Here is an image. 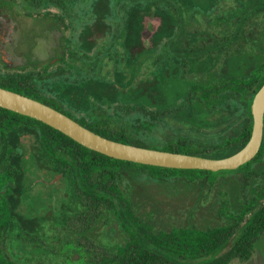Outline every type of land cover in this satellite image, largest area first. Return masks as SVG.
<instances>
[{
  "label": "trees",
  "instance_id": "trees-1",
  "mask_svg": "<svg viewBox=\"0 0 264 264\" xmlns=\"http://www.w3.org/2000/svg\"><path fill=\"white\" fill-rule=\"evenodd\" d=\"M50 1L40 0L39 4H49ZM251 1L259 2V5L249 8L241 18H234L231 22L218 26L223 29L215 32L207 28L204 31L196 29L195 35L191 33L194 36L193 41L188 39L187 32L189 29L187 24H190L191 20L184 19L183 15V11L187 13L190 11L178 4V0H119L114 10L108 6L107 14L102 13L105 19L104 27L110 29V35L104 44V69L108 65H113L112 69L123 92L116 87H109V91H104L103 103L84 108L83 111L86 112L84 116L75 117L66 110L54 106L40 94L38 87L29 85L26 78L21 86L12 88L0 82V87L51 106L108 139L156 149L144 145L141 139L137 138L136 125L131 127L127 125V117L120 116L122 121L118 123L111 119L108 115L109 110H104L106 107L102 105H111L112 110L116 111L125 108V112L131 114L130 103L133 100L132 90L135 86L133 84L144 79L145 69L148 70L149 76L152 67L162 70L175 63L181 71V76L192 83L185 90H181L178 98L173 100L179 103L167 104L156 112L138 109L145 116L172 120L174 127L180 131L178 135L168 132L160 134L161 140L166 142V148L161 150L214 159L231 156L244 148L251 138L252 103L264 85V49L261 53L263 58L255 66L251 76L241 67L235 68L234 75H229L230 63L248 47L250 41L254 42L257 39L253 34H245V29L255 18L259 19V45L264 48V0ZM157 8H160V13H156V16L162 19V32L165 34L166 27H170L174 33L173 35L171 33L172 36L162 45L161 51L154 53L149 51L152 47L144 48L136 57L134 52L133 55H129L128 52L116 50L114 53L119 55L117 60L112 53L114 48L111 50L110 48L115 47L117 42H127L129 37L135 40L142 21L141 14L143 12L151 14ZM231 23L236 25L232 28ZM126 78L127 83L124 82ZM163 78L151 83L146 92L153 94L156 91L168 90ZM104 79L106 80V77ZM118 93L124 94V101L113 104L114 100L110 99ZM197 105L212 112L229 111L228 126L217 127L212 137L187 132V123L178 112L187 108L194 110ZM193 115L191 113L189 116ZM127 116L130 119V115ZM22 117L24 136L31 132L35 133L37 138L38 146L36 155L32 158L33 163L36 162L41 168H49L50 172H53L51 167L54 170L60 168L63 170V167H67L64 170L71 175L72 188L79 191L83 186L82 195L76 194L78 198L80 196L82 206L73 212L80 214L85 211L89 229L95 227L97 216L100 214L103 228L117 222L123 231L122 234H126L127 241L115 244L111 240H108L109 243L104 240V252H92L89 248L91 245L86 249L78 241L68 242L63 246V242H55L50 235L42 236L38 222L23 221L14 214L13 204L2 202L0 264H33L34 261L20 257L18 248L26 246L39 247L46 257L60 252L61 255L76 252L81 258L80 261L75 258L68 264H234L236 261L251 260L257 246L264 240V176L261 175V168L264 167V136L258 155L237 170L219 172L180 170L108 157L80 145L43 122ZM136 124L141 135L145 136L146 132L140 131L142 126ZM5 139L4 143L0 140L1 150L9 147L7 145L9 134ZM17 160L14 156L0 154V186L3 174L6 171L10 174L11 166L17 165ZM144 181L160 185L184 181L194 192L199 189L200 196L191 202L192 209L187 220L203 205V200L207 199L204 191L214 192V199L218 204L212 213L223 220V224L206 228L186 224L172 226L168 230L158 229L153 216L144 217L138 211L136 197L142 193ZM233 185L237 186L238 191L231 195L230 188ZM80 220L82 218H77L74 223L79 225ZM42 224L41 228L46 232L48 229L53 230L50 221L44 220ZM68 261L67 258L66 262Z\"/></svg>",
  "mask_w": 264,
  "mask_h": 264
},
{
  "label": "flooded vegetation",
  "instance_id": "flooded-vegetation-1",
  "mask_svg": "<svg viewBox=\"0 0 264 264\" xmlns=\"http://www.w3.org/2000/svg\"><path fill=\"white\" fill-rule=\"evenodd\" d=\"M87 1L51 0L49 4L40 5V0H0V82L14 88L23 85L26 78L28 84L38 87L40 94L54 106L75 117H80L79 113L84 108L102 104L104 84L108 82L110 75L115 77L116 73L114 69H104V44L107 39L104 37L102 10L96 11L95 20L89 25L88 14L95 13L93 9L96 8L94 5L88 6ZM31 20L37 25L36 28L28 25ZM148 29L146 25L142 27L141 43L144 41V38L141 40V33L148 32ZM171 33L174 34L173 31ZM171 33L170 27H166L162 45L172 36ZM157 35L158 33L152 39ZM45 41L48 43L49 53L45 62L33 65L34 69L31 71H25L24 45L32 44L36 50L37 44H44ZM133 41V38L129 37L127 42H117L116 46L111 48L108 45L107 49L114 48L112 53L118 60L119 55L114 51L122 50L133 55ZM113 87L117 88L114 85ZM22 116L0 107V140L4 143L6 135L9 134V147L6 150L0 149V154L18 159L17 165L11 166V173L6 171L2 176L0 203L13 204L14 214L26 222H38L42 236L50 235L55 242H63V246L68 242L78 241L86 248L87 237L92 238L95 229H99L102 232L98 237L100 244L98 247L89 248L92 252H104L103 242L105 240L109 243L110 240L104 236L105 228L101 214L97 216L95 227L89 229L85 211L80 214L73 212L82 206L80 196L78 198L76 194L82 195L84 191L83 186L79 191L72 188L71 175L65 171L67 167H63L65 170H54L51 167L53 172H50L49 168H41L36 162L33 163L32 158L35 157L38 146L37 138L36 134L31 132L24 136ZM32 188H38L41 192L30 199L28 193ZM77 218H82L79 225L74 223ZM44 220L50 221L53 230L48 229L46 232L41 228ZM110 226L113 227V223ZM123 234L126 237V234ZM63 236L64 239H61ZM18 250L20 257L27 260L33 254H41L39 247L26 246L19 247ZM44 255L42 253L37 260ZM74 255L77 256V261H80V256L74 252L62 255L63 264H68ZM57 264H61V259Z\"/></svg>",
  "mask_w": 264,
  "mask_h": 264
},
{
  "label": "rangeland",
  "instance_id": "rangeland-1",
  "mask_svg": "<svg viewBox=\"0 0 264 264\" xmlns=\"http://www.w3.org/2000/svg\"><path fill=\"white\" fill-rule=\"evenodd\" d=\"M119 0H88L87 5H94L96 11L102 10L103 15L107 14L108 6H111V9L114 10L116 4ZM178 4H180L184 9L190 11L187 13L183 11L184 19H188L190 21L188 39L193 41L196 29L199 31H204L206 28L212 32H215L228 22H231L234 18H241L242 15L248 11L249 8H254L259 5V2H254L251 0H178ZM240 5L237 8H234L236 5ZM242 6V7H241ZM241 7V8H240ZM90 11V10H89ZM156 13H160V8L155 9L151 14L148 12H143L142 21L139 25L138 35L133 41L134 54L136 57L138 52L143 51L145 48V44H151L152 47L149 51L154 53H159L162 48V36L163 32L160 27L158 36L153 40L151 37L152 32L155 31L158 20ZM95 13L89 12L87 19V23L90 25L93 24L95 20ZM110 17V16H109ZM111 18V17H110ZM105 22V19L103 18ZM145 22V23H144ZM186 23V22H185ZM29 26L35 27L37 25L31 20L29 21ZM148 26L149 31L141 33V40L144 41L141 43L140 41V31L143 26ZM186 25V24H185ZM231 27L233 28L236 24L231 23ZM213 28V30H212ZM223 29V28H222ZM110 29H105L104 27V37L105 39L110 35ZM161 30V31H160ZM173 29H170V33ZM144 33V34H143ZM156 33V34H157ZM192 33V34H191ZM245 34H253L257 39L254 42L249 43L248 47L244 48L241 54L234 58V60L230 63V73L229 75L235 74V68L241 67L243 71H246L249 76L252 75L255 66L259 63V61L263 58L262 51L263 46L259 45V19L255 18V20L251 21L250 25L245 29ZM164 36H166L164 34ZM170 36V35H167ZM198 40H201L200 37H197ZM46 42V41H45ZM228 45V44H227ZM227 47V46H226ZM24 59L23 63L25 65V71H31L34 69L33 65H37L38 63L45 62L46 55L48 53V43H38L36 46V50L32 44L24 45ZM148 49V48H146ZM155 56L154 54H151ZM149 56V55H148ZM113 65H108L106 69H112ZM152 67L150 70L149 76L148 70L145 69L146 76L144 79H140L139 82H135L133 87V100L131 101V114L126 113V109L123 110H112L111 105H102L104 110H109L108 115L114 121H122V118H126L127 125L131 127V125H136L137 138H140L142 143L148 147L156 148V149H165L166 142L161 140L160 134L168 132L178 135L180 132L176 129L175 124L170 119H162V118H152L150 116H145L138 111L139 108L146 110L148 112H156L160 111L162 108L166 107L167 104L177 105L178 103L173 102V100L177 99L180 91L185 90L192 83L190 81H186L181 76V71L178 69L175 63L170 64L168 67L163 68ZM163 74V76H162ZM113 75V74H112ZM110 75L108 77V82L105 85V91H109V87L117 86L118 90L122 91V88L119 86L117 82L118 77H112ZM148 76V77H147ZM164 77V78H163ZM163 78L168 90L156 91L153 94H149L146 92V88L149 87L151 83H154L157 80ZM125 83H127V78L124 79ZM112 86H109L111 85ZM107 96V95H105ZM110 100H114L113 104H119L124 101V94H116ZM194 110H190L187 108L178 112V115L185 119L187 123L188 130L187 132L192 133L193 135L203 136V137H212L215 134V130L217 127L223 128L224 126H228L229 111L217 110V111H209L203 110L199 105L193 108ZM102 110V111H104ZM87 111V110H86ZM110 112V113H109ZM193 113V116H189ZM81 116L86 115L85 111H80ZM127 115H130V119ZM119 119V120H118ZM130 123V124H129ZM141 125L140 131L146 132L145 136H142L137 128V124ZM261 175L264 176V167L261 168ZM32 179V178H31ZM144 189L142 193L139 194L136 198V203H138V211L144 216H153L155 220L156 227L158 229L168 230L172 226L178 225H194L200 228L213 227L223 224V220L216 217L212 212L217 209L218 202L215 197V193H206L204 191V195L206 194L207 199L203 200V207L196 209L191 218L188 219L189 211L192 209L191 202L196 198L198 199L200 196L199 189L194 192L192 188L188 187V184L184 181H174L173 183H164L162 185L153 183V182H143ZM142 183V184H143ZM231 195L236 194L238 191L237 186L233 185L230 188ZM40 190L38 188H32L28 193L30 199L34 198L36 194H40ZM205 197V198H206ZM106 228L108 230H106ZM104 230V234L106 233V237L109 240H113V243H124L127 240V236L125 237L122 234V230L117 222L113 223V227H106ZM109 229L111 231H109ZM73 234V233H72ZM91 234V233H90ZM93 237H87V246H92L93 248L98 247L100 244L99 234L102 232L99 229H95V232L92 233ZM75 235V234H74ZM85 242V240H84ZM99 251V250H98ZM44 253L41 250V254ZM38 254H33V256L29 257L30 260L34 261L33 264H57V262L61 259V264H63V256L59 253H55L52 256L46 257L45 255L41 260H37L40 258ZM77 258L74 255L75 259ZM234 264H264V240L261 242V245L257 246L256 251L251 260L247 262L236 261Z\"/></svg>",
  "mask_w": 264,
  "mask_h": 264
},
{
  "label": "water",
  "instance_id": "water-1",
  "mask_svg": "<svg viewBox=\"0 0 264 264\" xmlns=\"http://www.w3.org/2000/svg\"><path fill=\"white\" fill-rule=\"evenodd\" d=\"M157 20L158 25L151 37L162 26V19L157 17ZM150 45V43L145 44V48H150ZM0 107L43 122L80 145L108 157L170 169L211 172L237 170L258 155L264 136V85L257 92L252 103L253 129L250 140L237 153L220 159L138 147L111 140L91 131L51 106L2 87H0Z\"/></svg>",
  "mask_w": 264,
  "mask_h": 264
}]
</instances>
